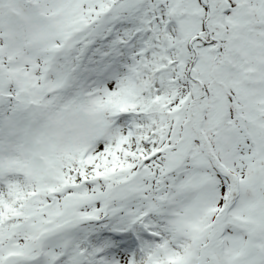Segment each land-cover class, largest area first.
<instances>
[{
	"label": "snow or ice",
	"instance_id": "snow-or-ice-1",
	"mask_svg": "<svg viewBox=\"0 0 264 264\" xmlns=\"http://www.w3.org/2000/svg\"><path fill=\"white\" fill-rule=\"evenodd\" d=\"M0 264H264V0H0Z\"/></svg>",
	"mask_w": 264,
	"mask_h": 264
}]
</instances>
